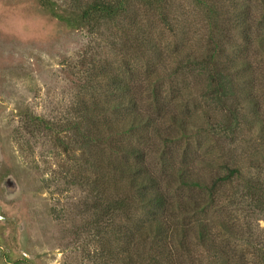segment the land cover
Listing matches in <instances>:
<instances>
[{"label": "trees", "instance_id": "1", "mask_svg": "<svg viewBox=\"0 0 264 264\" xmlns=\"http://www.w3.org/2000/svg\"><path fill=\"white\" fill-rule=\"evenodd\" d=\"M191 2L207 24L197 48L187 39L167 49L149 26L150 15L159 31L184 35L171 0H81L78 7L79 22L88 30L96 33L117 22L123 50L145 58L147 106L135 91L137 75L125 62L119 74L92 75L88 90L92 95L93 89L101 88L98 98L80 101L77 119L56 125L62 132L58 140L63 152L88 166L89 174L76 172L75 178L89 189L92 225L99 233H110L116 215L127 217L136 206L144 211L124 229L132 246V253L124 257L127 264H195L197 247L215 244L200 215L226 198L230 208L236 207L240 190L251 207L264 211V181L245 179L230 161H223L215 171L205 158L211 144L201 148L203 138L233 143L244 129L245 106L240 98L251 106L257 104L249 84L254 77H250L247 46L257 42L264 54V0H222L231 8L228 12L221 11L220 0ZM221 15L232 18L224 20ZM233 32L238 45L232 42ZM239 69L247 78L235 74ZM188 76L199 78L201 85L182 81ZM237 82L251 88L242 89ZM29 118L30 128H57L55 123ZM259 138L264 139L263 130ZM200 166L208 172L206 181Z\"/></svg>", "mask_w": 264, "mask_h": 264}, {"label": "rangeland", "instance_id": "2", "mask_svg": "<svg viewBox=\"0 0 264 264\" xmlns=\"http://www.w3.org/2000/svg\"><path fill=\"white\" fill-rule=\"evenodd\" d=\"M80 2L0 0V264H127L124 257L132 253V246L124 229L144 216L136 206L127 217L113 218L109 234L99 233L92 225L89 189L75 178L76 172L89 174L88 166L75 162L76 157L60 147L62 132L57 126L77 119V103L99 96L101 88L93 89L92 95L88 90L92 75L120 73L126 62L137 75L138 97L143 105L149 104V88L143 84L145 58L123 50L117 22L105 23L96 33L81 24ZM171 2L184 35L159 31L156 19L149 15L153 33L167 43V49L187 39L196 48L201 46L207 27L204 15L191 0ZM220 9L231 8L220 0ZM233 36L238 45V36L234 32ZM247 48L250 77H254L249 84L257 104L251 106L240 98L245 106L244 129L233 143L203 138L201 148L211 144L205 158L215 171L223 161H230L245 179L264 181V139L259 138V131H264V54L257 42ZM235 74L242 78L243 72L239 69ZM182 81L202 83L192 76ZM237 83L242 89L251 88ZM29 116L40 119L36 123H55L57 128H30ZM202 167L199 172L206 181L209 175ZM242 195L240 190L236 207L230 208L226 198L200 215L215 244H200L195 264H264V211L251 207Z\"/></svg>", "mask_w": 264, "mask_h": 264}]
</instances>
